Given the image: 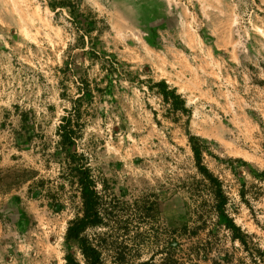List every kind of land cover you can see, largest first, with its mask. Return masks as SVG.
<instances>
[{
	"label": "rangeland",
	"instance_id": "1",
	"mask_svg": "<svg viewBox=\"0 0 264 264\" xmlns=\"http://www.w3.org/2000/svg\"><path fill=\"white\" fill-rule=\"evenodd\" d=\"M162 81L185 111L164 101ZM86 84L75 149L100 195L130 205L144 234L127 242L141 248L132 263L187 225L177 254L200 249L193 264H264V185L249 172L264 170V0H0V264H67L68 250L85 264L64 241L81 202L54 144ZM189 135L207 145L203 163L223 181L243 243L215 213H192ZM241 182L261 186L249 206ZM152 201L157 215L140 219L136 204Z\"/></svg>",
	"mask_w": 264,
	"mask_h": 264
},
{
	"label": "trees",
	"instance_id": "2",
	"mask_svg": "<svg viewBox=\"0 0 264 264\" xmlns=\"http://www.w3.org/2000/svg\"><path fill=\"white\" fill-rule=\"evenodd\" d=\"M159 88L164 101H167L171 96L175 101L173 107L182 111L186 110L185 100L175 93V89L167 90V84L164 81L159 83ZM90 97H92V93L86 84L79 89L76 99L71 100V110H66V114L61 117L56 129L58 140L54 144V151L61 155L66 179L71 186H75L78 190L81 202L79 211L67 224L64 241L67 245L71 241L78 243L85 264H133V260L141 255V248L130 247L127 242L133 241L135 244V241H140L144 234L136 232L137 226L134 228L131 225V217L128 215L131 211L130 205L121 207L118 202L106 201L100 195L96 189L97 182L89 165V158L85 154L77 153L75 149L76 140L80 137L83 129L80 105L82 100ZM188 140L195 166L200 175L199 179L182 185L194 204V208H191L192 213H195L197 217H203L209 212L215 213L219 220L224 222L225 227L231 231L232 238L243 243L240 228L234 223L228 210L230 197L223 181L203 163V152L206 151L207 145L193 135H189ZM239 162V165L245 163L241 159ZM232 169L235 171L237 166H232ZM249 172L256 183L264 185V170H249ZM260 187L257 184L248 187L246 182H241L238 189L240 200L249 206V199L246 195L254 189L255 191L251 192V195L257 196L259 189L261 190ZM134 210H137L136 213L139 211L143 215H140V219L142 217L146 221H153L157 215V206L153 201L147 206L145 204L140 206L137 203ZM90 228L100 229L93 238H89L85 234L86 230ZM153 228L152 226L149 229V236L155 232ZM169 231L161 250L153 252L150 258L134 264H193L194 259H206V255H202L200 249L193 247L188 249L184 258L178 256L177 253L182 248L181 243L175 240V237L190 233L187 225ZM132 232L133 234H131ZM157 254L164 255L159 263L154 261V256ZM106 259H109V263L105 262ZM65 260L67 264H82L70 250L65 254Z\"/></svg>",
	"mask_w": 264,
	"mask_h": 264
}]
</instances>
